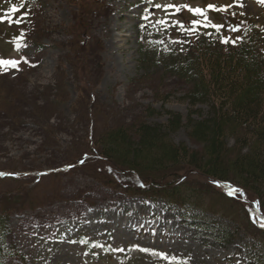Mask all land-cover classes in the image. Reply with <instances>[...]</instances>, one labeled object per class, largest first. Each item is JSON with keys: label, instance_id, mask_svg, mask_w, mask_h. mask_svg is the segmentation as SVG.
<instances>
[{"label": "rangeland", "instance_id": "1", "mask_svg": "<svg viewBox=\"0 0 264 264\" xmlns=\"http://www.w3.org/2000/svg\"><path fill=\"white\" fill-rule=\"evenodd\" d=\"M0 20V61L15 62L0 66L6 249L14 246L28 264L252 263L264 222L252 195L230 194L182 168L174 181L188 202L174 209L134 191L136 180L96 151L110 130L132 137L141 123L163 124L165 112L186 117L191 85L161 67L168 47L216 31L221 41L232 39V29L240 35L247 23L264 41V6L0 0ZM170 139L196 149L185 130ZM0 263L20 264L8 256Z\"/></svg>", "mask_w": 264, "mask_h": 264}, {"label": "trees", "instance_id": "2", "mask_svg": "<svg viewBox=\"0 0 264 264\" xmlns=\"http://www.w3.org/2000/svg\"><path fill=\"white\" fill-rule=\"evenodd\" d=\"M250 24L240 35L234 31L228 43L220 40L224 33L210 32L182 41L164 58L163 70L191 85L184 99L190 106L186 117L165 112L163 124L141 123L132 137L122 128L100 137L96 153L122 176H132L134 191L173 207L185 201L184 206L188 197L174 178L189 169L214 185L249 193L264 213V41L263 28L260 35ZM197 106H205L206 113ZM179 130L196 149L172 143L170 136ZM6 229L1 216L0 255ZM259 231L261 249L251 251V264H264V231ZM8 254L24 259L14 248Z\"/></svg>", "mask_w": 264, "mask_h": 264}, {"label": "snow or ice", "instance_id": "3", "mask_svg": "<svg viewBox=\"0 0 264 264\" xmlns=\"http://www.w3.org/2000/svg\"><path fill=\"white\" fill-rule=\"evenodd\" d=\"M256 2L257 3H260L262 6H264V0H256ZM18 9L17 8H13L11 11L14 13V12H16ZM224 9H221V11H223ZM195 14H201L200 12H199V10H196V13ZM6 16L7 15H9V14H5ZM4 21L3 20H0V23H3ZM21 21L20 20H16L15 21V23L16 24H19ZM233 31H238L239 29H235V28H233L232 29ZM223 43H228V41L227 40H224V41H222ZM7 65H10V66H12V67H15V62H9V61H0V66H7ZM231 194V193H230ZM262 226H264V225H262ZM95 246H99V245H95Z\"/></svg>", "mask_w": 264, "mask_h": 264}]
</instances>
